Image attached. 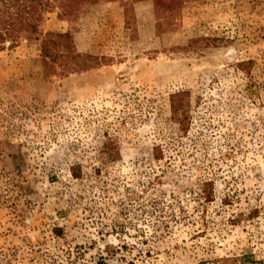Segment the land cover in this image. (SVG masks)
<instances>
[{
  "label": "rangeland",
  "instance_id": "374dc122",
  "mask_svg": "<svg viewBox=\"0 0 264 264\" xmlns=\"http://www.w3.org/2000/svg\"><path fill=\"white\" fill-rule=\"evenodd\" d=\"M51 1L0 48V264H264V0Z\"/></svg>",
  "mask_w": 264,
  "mask_h": 264
},
{
  "label": "trees",
  "instance_id": "16d2710c",
  "mask_svg": "<svg viewBox=\"0 0 264 264\" xmlns=\"http://www.w3.org/2000/svg\"><path fill=\"white\" fill-rule=\"evenodd\" d=\"M57 1L63 12H69L75 4L85 0ZM51 4V0H0V48L7 41L17 42L24 35L32 36L37 33L44 12ZM67 35L59 33L55 36Z\"/></svg>",
  "mask_w": 264,
  "mask_h": 264
}]
</instances>
